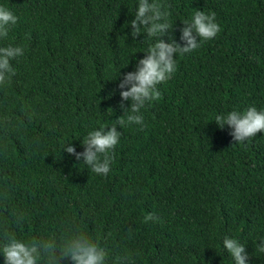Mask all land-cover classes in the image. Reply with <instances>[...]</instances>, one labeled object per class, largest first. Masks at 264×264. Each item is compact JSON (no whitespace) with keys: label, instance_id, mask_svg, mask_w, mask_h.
<instances>
[{"label":"trees","instance_id":"obj_1","mask_svg":"<svg viewBox=\"0 0 264 264\" xmlns=\"http://www.w3.org/2000/svg\"><path fill=\"white\" fill-rule=\"evenodd\" d=\"M155 2L177 43L198 10L215 12L220 31L176 55L143 126L117 125L103 176L63 147L82 152L90 131L126 120L118 84L154 42L130 34L139 0H0L18 18L0 47L23 49L0 85V243L5 230L58 247L83 232L105 264H234L228 237L245 245L247 264H264V133L236 144L215 122L264 110V0ZM149 213L158 219L144 222Z\"/></svg>","mask_w":264,"mask_h":264},{"label":"clouds","instance_id":"obj_2","mask_svg":"<svg viewBox=\"0 0 264 264\" xmlns=\"http://www.w3.org/2000/svg\"><path fill=\"white\" fill-rule=\"evenodd\" d=\"M168 17L169 13L162 10V5L155 0H139L134 19L129 22L132 29L130 34L135 38L143 32L154 42L147 48L143 58L136 62L135 70L125 73L118 84L121 90L120 107L126 120L119 117L107 130L101 128L90 131L81 143L82 152H77L70 144L63 147L76 160L82 159L97 175L107 176L110 171L113 160L111 153L121 135L117 131V125L143 126L141 109L161 98L157 86L170 80L176 72V55L193 52L200 47L201 42L214 39L220 31L215 12L206 14L198 10L190 21L182 23V44L177 43L169 35L172 27ZM17 20L13 12L0 6V38L8 36L10 28L17 24ZM166 35L168 42L162 38ZM22 55L23 49L19 46L0 47V85L10 82L11 76L15 74L10 62ZM125 101L129 102L128 107L124 106ZM215 122L220 128L227 125L231 129L232 139L240 144L251 140L258 133H264V110L258 111L255 107H249L243 112L233 110L226 115H217ZM157 219L154 214L149 213L144 217V222H155ZM3 239L6 241L0 243L3 264H60L65 258L70 259L72 264H105L107 257L105 249L83 232H77L59 247L53 239L24 242L7 230L3 232ZM222 244L234 264H247L249 257L244 244L228 237L223 239ZM256 247L258 252L264 253V239L259 240ZM117 264H132V258L130 255L118 257Z\"/></svg>","mask_w":264,"mask_h":264}]
</instances>
